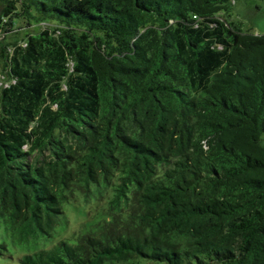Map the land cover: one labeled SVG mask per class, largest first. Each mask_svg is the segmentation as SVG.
Returning a JSON list of instances; mask_svg holds the SVG:
<instances>
[{
  "label": "trees",
  "instance_id": "obj_1",
  "mask_svg": "<svg viewBox=\"0 0 264 264\" xmlns=\"http://www.w3.org/2000/svg\"><path fill=\"white\" fill-rule=\"evenodd\" d=\"M234 1L0 0V31L44 24L0 41V257L264 264V34ZM76 193L107 205L71 243Z\"/></svg>",
  "mask_w": 264,
  "mask_h": 264
},
{
  "label": "rangeland",
  "instance_id": "obj_2",
  "mask_svg": "<svg viewBox=\"0 0 264 264\" xmlns=\"http://www.w3.org/2000/svg\"><path fill=\"white\" fill-rule=\"evenodd\" d=\"M231 17L240 23L243 30L257 35L264 34V0H235ZM43 25L42 23H34L32 26H27L21 21L16 26L15 31L5 33L0 31V41L9 43L18 41L21 43L27 33L39 31ZM3 64V58L0 57V77L6 76L4 75ZM261 144L264 146V133L261 136ZM106 200L105 198H99L85 202L80 193H76L71 199V203L65 206L69 227L60 236L66 237L69 242L73 243L78 235L97 232L99 225L104 219L102 210L107 205ZM55 238L56 240L59 239L57 236ZM51 243L50 240L44 241V246L43 244L40 246L41 248H47L51 246ZM20 254L21 252L15 251L10 246L9 253L0 257V264H20L17 257Z\"/></svg>",
  "mask_w": 264,
  "mask_h": 264
}]
</instances>
